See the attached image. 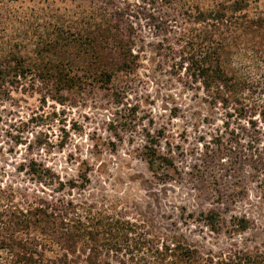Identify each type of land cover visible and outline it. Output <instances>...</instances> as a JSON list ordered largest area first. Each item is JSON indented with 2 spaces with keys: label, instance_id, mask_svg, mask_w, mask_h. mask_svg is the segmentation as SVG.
<instances>
[{
  "label": "trees",
  "instance_id": "trees-1",
  "mask_svg": "<svg viewBox=\"0 0 264 264\" xmlns=\"http://www.w3.org/2000/svg\"><path fill=\"white\" fill-rule=\"evenodd\" d=\"M140 1L152 9L144 15L160 38V68L223 112L214 155L264 176V0ZM52 5L56 17H38ZM129 16L117 0H0V102L17 91L59 104L105 91L119 103L141 59ZM141 158L155 174L173 166L150 133ZM20 168L52 187L46 196L0 188V264H264V240L203 254L181 234H157L116 200L74 198L86 174L64 182L35 159ZM205 221L214 231L226 222L214 209ZM232 221L236 231L249 227L245 217Z\"/></svg>",
  "mask_w": 264,
  "mask_h": 264
},
{
  "label": "rangeland",
  "instance_id": "rangeland-1",
  "mask_svg": "<svg viewBox=\"0 0 264 264\" xmlns=\"http://www.w3.org/2000/svg\"><path fill=\"white\" fill-rule=\"evenodd\" d=\"M117 3H128L126 20L142 45L138 70L121 85L119 103L105 91L76 96L66 104L39 93L13 92L0 102V188L50 193L52 186L20 168L35 159L64 182L81 183L86 174L89 184L74 188V198L116 200L157 234H181L203 254L259 245L264 240V176L255 177L248 163L231 166L214 155L217 136L224 131L223 112L209 106L201 91L160 68L155 48L160 38L144 15L152 11L149 4ZM79 5L59 13L67 15ZM54 8L37 10L38 17H56L51 15ZM121 113L125 117L119 118ZM148 133L159 152L173 159V166L159 174L141 158ZM40 139L45 143L35 146ZM211 209L226 221L218 231L205 221ZM234 217H245L249 227L234 230Z\"/></svg>",
  "mask_w": 264,
  "mask_h": 264
}]
</instances>
